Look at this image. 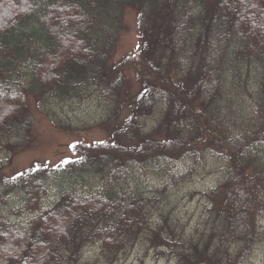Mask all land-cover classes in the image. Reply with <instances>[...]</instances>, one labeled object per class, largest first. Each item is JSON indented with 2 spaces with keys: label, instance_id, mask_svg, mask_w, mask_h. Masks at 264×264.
<instances>
[{
  "label": "trees",
  "instance_id": "1",
  "mask_svg": "<svg viewBox=\"0 0 264 264\" xmlns=\"http://www.w3.org/2000/svg\"><path fill=\"white\" fill-rule=\"evenodd\" d=\"M130 9L139 44L117 61ZM29 97L64 130L81 125L51 106L95 97L108 139L14 177L0 165V264H118L141 243L174 264H248L263 245L264 0H0L10 156L31 138ZM208 166L219 177L188 231L175 194Z\"/></svg>",
  "mask_w": 264,
  "mask_h": 264
},
{
  "label": "rangeland",
  "instance_id": "2",
  "mask_svg": "<svg viewBox=\"0 0 264 264\" xmlns=\"http://www.w3.org/2000/svg\"><path fill=\"white\" fill-rule=\"evenodd\" d=\"M139 44V33L137 24L136 9H130L126 12L124 21V30L121 33L120 40L114 51V59L120 60L125 56H129ZM58 56L52 59V66L58 61ZM56 66V65H55ZM30 110L33 114V124L30 139L20 144L21 146L13 147V155H8V151H0V165L4 167L3 173L8 177H14L36 164H48L49 167L60 164L65 159L75 158L74 148L78 143L85 142H103L108 139V131L106 129L93 126L96 120H100L103 116V109L98 100L87 98L83 101L69 100L53 104L54 111L63 117L64 121H72L81 126L76 130L59 129L41 114L35 100L29 97ZM91 122V123H90ZM90 123V125L88 124ZM72 125V124H71ZM68 126V124L66 125ZM94 127V128H91ZM189 165L183 164L178 171H184ZM218 170V169H217ZM216 169H200L197 175L190 182L181 186L182 190L177 191V202L173 205L172 214L178 218L185 229L192 231L199 224L200 217L204 214L206 199L202 195L214 186L219 177ZM62 178H58L55 182L59 187L66 185L67 182ZM131 182H134L132 179ZM134 184V183H133ZM153 187H159L160 183L154 177L151 181ZM107 188H115L112 183L105 185ZM100 187V188H99ZM100 191L102 186L98 185ZM98 189V190H99ZM50 195H48V203L53 202L56 195V189L50 186ZM81 192L89 194L88 189L82 188ZM256 224L264 230V222L260 219ZM18 230H22L24 227ZM89 250V249H88ZM88 254H95V251L89 250ZM253 257L248 264H264V243L259 249L252 253ZM250 255V257L252 256ZM249 257V258H250ZM118 264H174L162 257H157L154 250L144 244H138Z\"/></svg>",
  "mask_w": 264,
  "mask_h": 264
}]
</instances>
